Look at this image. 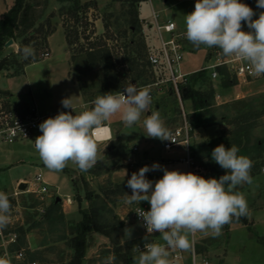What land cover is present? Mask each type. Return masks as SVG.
Instances as JSON below:
<instances>
[{
  "label": "rangeland",
  "instance_id": "374dc122",
  "mask_svg": "<svg viewBox=\"0 0 264 264\" xmlns=\"http://www.w3.org/2000/svg\"><path fill=\"white\" fill-rule=\"evenodd\" d=\"M35 1L40 4L36 9L37 14L44 11L43 17L37 21V24L46 23L47 18L54 14L51 22L52 26L57 28L52 36H49L50 39L49 37L47 38L46 46L42 44V40L40 39L36 40L35 44L33 42L30 43L29 46L34 49L35 56H38L39 61L34 62L31 58L25 60L20 55L19 63L22 65L21 69L0 70V87H10L14 93L15 101H18L17 103L22 104L23 102L26 105L35 104L40 113L61 111L64 109L61 101L67 97H71L73 105L79 107L83 103V98L80 99V92L78 91V95L74 96L68 93L65 87L66 83L69 82L67 74L69 70V51L64 32L66 26L71 31H74L73 25L75 23L72 19L70 21L69 18H64L60 12L63 7L69 8L71 3L61 2L60 0ZM80 1L85 2L88 0ZM94 1L97 2L96 5L88 9L85 13L86 15L84 13L81 14V16L88 17L90 24L85 26L86 19L82 21V26L78 27L79 40L74 48L78 50L84 47L86 50L90 46V43L101 42L99 38L111 33L117 40L110 39L108 43L112 47L117 46L122 51L121 44L124 38H119L115 33L116 18L117 16H122L120 22L121 24H125V21L130 18L132 1ZM241 2L245 3V0H241ZM13 3L14 0H0V17ZM194 6L195 0H142L139 2V14L143 18L140 34L150 44L151 48L149 47V52L157 51L160 48V41L153 26V9L158 12L161 20L173 19L180 25V30L185 31V15L194 11ZM254 12L256 15L253 19H257L259 12ZM106 22L110 24L108 30L105 26ZM242 30L250 31L244 22H242ZM128 35L131 36V33L129 32ZM213 48L201 46L197 49L186 39L184 41L183 72L191 74L213 64L215 61L214 56L211 55ZM15 50H19V44L14 40L11 46L6 47L0 53V58L9 55L12 51L16 52ZM45 52H50V55L43 57ZM79 67L85 70L89 82L98 81L101 71H90L87 68L85 52L81 53ZM72 73L74 74L73 68ZM149 74V83L145 85L160 82L162 79L168 77L167 72L163 68L160 69L153 66H151ZM229 81L231 85H225V87L222 86V80H212V83L211 81H205L204 83L206 84L204 86L207 89L209 88L207 85H209L216 92H223L222 97H215L214 105L210 107V110L213 111V116L217 119H222V114H224L227 115V122L234 121L237 124L236 126H239L236 117L248 113V116L255 124V127L250 131L247 151L241 152L240 150L238 153V155L247 156L253 161L250 173L253 182L251 184L245 183L236 189L245 195L249 213L246 217L240 218L239 221L233 220L232 223L225 225L222 229V235L214 237L209 233L208 236L206 235V237L201 238V235H204V233L197 232L195 233V240L199 244L200 252L209 251L208 257L211 264H264V77L253 79L246 83H237L231 78ZM136 85L142 86L139 83ZM97 88H99V85L90 92H96ZM171 88L169 82H160L159 85L147 88L154 94L150 107L155 110L156 104L161 106L160 115L169 131L179 126L182 121L179 103L175 92L173 93ZM237 93H240L241 96L238 97ZM84 98L86 101L89 99V97ZM183 101L187 117L188 115L191 116L193 112L192 102L188 99H183ZM89 103L91 104V102ZM75 113L79 114L78 109L75 110ZM110 120L117 123L119 128L122 127L123 123L119 114L113 116ZM125 128L129 127L125 126ZM233 128L235 127L231 128L228 125L224 128L227 133L229 132L228 134L226 133L229 138L233 137L232 133H230L233 131ZM120 131H115V134L109 141H95L102 159L93 168L88 171H81L75 164L69 162L66 166L72 168L69 169V174L64 170H49L36 152L34 140H24L14 143L0 142V192H5V189H8L6 194L11 203L10 220L12 222H19L20 225L22 223L21 226L24 224L25 226L28 224L35 225L28 232V240L30 247L36 252L35 259L38 264H62V262L68 261L72 256L66 242L60 239L65 234L64 230L70 231L68 221L72 219L65 218V220L63 219L64 222H62V213L68 214L69 218L73 217L75 220L82 217L79 203L75 200V197L78 194L84 197L85 187L96 191L100 189L108 191L116 186L115 182H127L133 172H138L141 167L147 165L146 163L141 164L135 158L134 152L136 150L134 149V143H125ZM213 131L214 127L212 126L207 128L206 131L204 130L203 135L205 138L209 136L213 137ZM198 132H200L199 129L194 132L196 137L193 136L192 143L204 140L199 138ZM125 144H127V147ZM163 150L165 151L164 147ZM184 151L183 149L179 150V148L171 149V153L177 156ZM141 152H138L137 156ZM162 161H164L162 162L163 167L169 169L166 165V163L168 164V160ZM208 161V158L203 160L206 163ZM196 164H198L201 170L199 175L205 178L212 177L210 171L201 162L197 161ZM186 169L187 166L181 162L173 163L172 167H170V170H179L181 172H185ZM91 171L101 173L100 175H94ZM156 172H158L156 175H153L152 172L146 173V178L153 182L162 178L163 171L156 170ZM39 173L47 180L49 188L48 193L43 196V199L42 196L37 194H22L17 198L10 197L11 192L19 187L18 182L20 180L34 183ZM116 194L111 195L109 198L112 200L113 212H107L106 214L108 220H118L119 218L124 222L118 234L115 235V240L127 249L129 246L125 244L128 241L138 240L146 236L144 227L135 220L133 215L136 207L145 205L144 203L148 202L125 203L126 195L132 194L130 188ZM69 197L72 199L71 207L66 206V210H64L63 203ZM55 201L61 202L62 205L59 209L55 208L53 210L51 218H47L45 216L46 213H42L50 208ZM90 204L89 200L83 199L82 205L84 208H89ZM126 229L128 230L125 231ZM96 234H92L89 239V248L91 249L89 252L87 251L89 257L86 264H124L122 258L114 253L116 247L112 241H110L109 247L99 244L95 248H92L94 245H91L97 241ZM190 237L191 234H189V239ZM147 239L150 241L146 243H164L159 234L153 237L148 236ZM138 247L143 250L144 244ZM134 253L135 257L139 256L140 252L138 248H134ZM170 259L171 253L169 255ZM17 264L20 263L17 262ZM133 264H136V260Z\"/></svg>",
  "mask_w": 264,
  "mask_h": 264
},
{
  "label": "clouds",
  "instance_id": "9594fccd",
  "mask_svg": "<svg viewBox=\"0 0 264 264\" xmlns=\"http://www.w3.org/2000/svg\"><path fill=\"white\" fill-rule=\"evenodd\" d=\"M257 8L264 9V0H257ZM255 15L241 0H196L194 11L185 15V36L197 49L215 47L225 57L244 61L250 74L258 77L264 75V11L253 19ZM242 22L250 31L242 30ZM20 53L25 60L35 56L31 46H24ZM151 101L150 91L133 83L123 91L96 97L93 107L79 114L75 113L71 97L64 98L62 106L71 111H61L40 123L42 134L35 138L34 148L49 170L61 171L72 162L81 171H88L102 159L92 130L117 114L131 128L149 111ZM143 127L149 138L176 143L158 111H151L143 119ZM239 151L235 145L226 148L223 144L212 150V160L226 171L219 178L169 170L158 163L145 165L131 174L127 187L132 194L126 195L125 203L147 201L150 210L135 211L147 230L144 239L158 232L164 241L144 243L143 250L137 246L140 254L134 258L136 264H171L170 249L193 250L189 234L201 232L218 237L234 218L248 215L246 197L236 189L253 182V161L238 155ZM155 170H162L163 176L153 182L146 178V173ZM10 211L8 195L0 192V229L9 224ZM0 264L5 262L0 260Z\"/></svg>",
  "mask_w": 264,
  "mask_h": 264
},
{
  "label": "trees",
  "instance_id": "16d2710c",
  "mask_svg": "<svg viewBox=\"0 0 264 264\" xmlns=\"http://www.w3.org/2000/svg\"><path fill=\"white\" fill-rule=\"evenodd\" d=\"M60 1L71 3L69 8L63 7L60 14L64 18H69L70 21L71 19L74 20L75 23L73 25L74 27L72 26L74 31H71L67 28L68 26H66L65 35L71 53L74 80L78 83L84 97H89L87 101L91 102V108L93 107L92 101L104 93L121 91L130 83H139L140 85L149 83V70L151 64L148 60V56L151 46L140 34L143 18L140 17L138 6L139 2L142 0H131L132 9L130 10V18L125 21V24H121L120 22L122 16H117L116 18L115 33L119 38H124L121 44L122 51L117 46L112 47L108 43L110 39L117 40L111 33H108L105 37L99 38L101 42L90 43V46L86 50L84 47L76 50L74 46L79 40L78 27L82 26V21L85 19V26L90 24L88 17L81 16V14H85L87 10L93 8L97 2H82L80 0ZM245 4L259 13L264 11V9L257 8V0H245ZM38 6H40V4L35 0H14L13 5L0 17V53L5 50L6 43L11 38L19 44V50L17 52L12 51L9 55L0 58V70L21 69L22 65L19 63V56L21 55L20 49L24 46H29L32 42L35 44V41L38 39L42 40V44L46 46L47 38L55 32L57 27L52 26L51 22L54 14L47 18L46 23L37 24V21L44 15V11L37 14L36 9ZM105 26L107 30L110 28L108 22H106ZM129 32L131 36L128 35ZM37 33L38 35H36ZM84 52L87 68L90 71H101L97 82H89L85 70L79 67V59L81 58V53ZM31 60L35 62L39 61V58L38 56H34ZM159 68H163L166 71L164 67ZM219 72V80H222V86L231 85L229 81L231 76L228 71L224 68H219ZM205 81H211L212 83L210 72L208 70H197L191 73L188 76L187 82L182 85L183 99H188L192 102L193 112L191 116L188 115V120L193 128L192 134L198 129L202 130L215 124L222 125L224 123L231 128H235L230 132L233 137L229 138L227 135L229 132L227 133L226 130L223 129L221 134L215 138L202 140L201 142H193L191 145V156L194 158L195 163H197V161L201 162L202 165L210 171L212 177L219 178L226 174V171L212 160V150L216 146L223 144L226 148L235 145L241 152L247 151L249 147L247 143L249 142L250 131L255 127V124L248 116V113L236 117L239 126H236L237 124L234 123V121L227 122V115L222 114V119H217L213 116V111L210 110V107L214 105L216 91L209 85H207L209 88L206 89L204 86V84H206L204 83ZM97 85H99V88H97L96 92L94 91L91 93L90 91ZM170 86L172 87L171 84ZM171 91L174 93L173 87ZM179 110L182 117L180 103ZM207 158L209 159L208 163L203 162V160ZM64 171L68 173L70 170L65 168ZM92 173L94 175H100L101 172ZM115 184L116 186L108 191L101 189L96 191L85 187L84 197L80 196V194L75 197V200L79 203L82 219L79 221L69 220L70 231L64 230L65 234L60 238L62 241L66 242L72 255L68 261L62 262V264H83L89 248V239L91 235L95 233L108 237L110 241L115 244L116 248L114 253L122 258L124 264H133V262H135L134 258H137L135 257L134 248L150 241L148 239L145 241L144 238L131 240L125 244L129 246L125 249L124 245L115 240V235L118 234L124 222L119 218L118 220H108L106 213H112L114 209L111 204L112 200L109 198L111 195H117L116 193L124 192L128 188L127 182L121 181L115 182ZM83 199L91 202L89 208L83 207ZM61 205V202L55 201L53 205L42 214L46 213L45 216L51 218L53 210L55 208L59 209ZM65 218V214L62 213V222H64L63 219L65 220ZM233 220L236 219L234 218ZM34 226V224H28L26 226L24 224L17 228L19 241L14 247L15 249H23L25 251L26 260L24 263L36 261V252L32 250L28 240V232H30Z\"/></svg>",
  "mask_w": 264,
  "mask_h": 264
},
{
  "label": "built area",
  "instance_id": "2783aa9c",
  "mask_svg": "<svg viewBox=\"0 0 264 264\" xmlns=\"http://www.w3.org/2000/svg\"><path fill=\"white\" fill-rule=\"evenodd\" d=\"M153 19V26L160 41V48H158L157 51L150 52L148 60L151 66L155 68L164 67L166 69L168 77L162 79L160 82H169L172 85L182 110L181 124L170 131L172 139L176 143L164 141V148L166 150H171L177 146H183L186 150V154L181 157L179 161L187 165L186 172H193L199 175V173H201L200 167L196 165L194 158L191 156V143L194 136V134H192L193 128L188 120L187 113L183 105L182 85L187 82L188 76L190 75L182 70L186 30L181 31L178 24L173 19H167L165 21L161 20L158 12L154 9ZM49 55L50 52H45L43 57H48ZM211 55L215 58L214 63L208 67L201 68L200 70H208L212 80H219V68L226 69L231 78L237 83H246L264 76L261 75L257 77L251 75L248 71V66L244 61L236 60L234 57H225L218 48L214 47L211 50ZM160 82L144 86L135 85L137 88H148L154 85H159ZM124 88L121 91H123ZM150 95L153 100L154 94L151 91ZM85 110L87 109L84 108L80 110L79 113ZM61 111L66 112V110ZM59 112L48 114L40 113L35 106H27L17 103L9 92L0 88V142L14 143L24 140H35L37 136L42 134L39 129V124L49 117H55ZM72 114L75 115L74 113ZM106 127V125H101L99 128H94L92 130V138L94 141L99 140L98 136L102 138L99 141L108 139L104 138V128ZM134 149L136 150L137 148L135 147ZM21 182L26 183V188L23 190L18 187L16 190L11 192L10 197L17 198L22 194H37L42 196L43 199V196L49 191L48 182L41 173L36 176L34 183H29L25 180ZM21 182H18V186H20ZM7 192L8 189L5 190V193ZM139 208H142L144 211H148L150 210V205H141L136 207L134 210L133 216L135 220L143 226L144 221L135 213V211ZM21 225L19 222L14 223L10 220L9 224L5 228L0 229V260H3L5 264H17V262L20 264H38L37 261L24 263L26 260L25 251L23 249H15L14 247L19 241L17 228ZM144 229L146 233L145 235H148L145 227ZM158 234V232L153 233L149 237H153ZM190 238L193 243V250L189 251L188 256L185 254V251H181L179 249L169 250L171 253V264H211L208 256L202 255L198 251L195 234H191Z\"/></svg>",
  "mask_w": 264,
  "mask_h": 264
},
{
  "label": "crops",
  "instance_id": "0c3cea01",
  "mask_svg": "<svg viewBox=\"0 0 264 264\" xmlns=\"http://www.w3.org/2000/svg\"><path fill=\"white\" fill-rule=\"evenodd\" d=\"M88 1H92V0H88ZM88 1H85V2H88ZM179 26L180 25L178 24V27ZM64 35H65V32H64ZM51 36L52 35H50V37ZM50 37H49V39H50ZM49 39H48V43H49ZM65 39H66V35H65ZM66 42H67V40H66ZM67 46H68V44H67ZM68 51H69V48H68ZM68 62H69V70H68L67 74H68V81L69 82L66 83V86L65 87L67 88L68 93H70V94H72L74 96L78 95V91H79L80 92V95H81V98L80 99L83 98V103L81 104V106L80 105H79V107H77V105L74 106L75 107V110L78 109L79 112H80V110H82L84 108H86L87 110H89V109H91V104L85 100L84 95L82 94V91H81L78 83L74 80V74L72 73V65H71V54H70V51H69V56H68ZM262 77H264V76H262ZM0 88L3 89V90H5V91H7V92H9L13 96V98L15 99L14 93L12 92V90L10 89V87H8V86L5 87L4 86V87H0ZM222 94H223V92H216V96L215 97H222ZM237 94H238V97L241 96L240 93H237ZM76 99H77V97H76ZM77 101H78V99H77ZM22 104L26 105L23 102H22ZM27 106H35L36 107L35 104H27ZM156 106L157 107L155 108V110H154V108H151L150 107V109H149L148 112L143 113L142 116H141L140 122L134 124L133 127H131V128H125V126H123L124 124H122V127L119 128L117 126V123H114L111 120L105 122L104 124H106V126L109 128L110 137L107 140H104V141H109L113 137V135L115 134V131L121 130L120 132L122 133L121 134V137H123V141L125 143H127V144L128 143H130V144L134 143V146L137 148L136 149V152H134V156H135L136 159H138L140 161L141 164H145L146 163L148 165L151 162V164L149 165V166H151V165L154 164L153 162H155V163H158L161 166H163V163L162 162H164V161H162V160H168V164L166 163V165L169 167V170H170V167H172V164L173 163H176V162L180 163L181 162V161H179V159L181 157L185 156L186 150H185V148L183 146H177V147H175V148H179V150H181V149H183V151L185 150L184 152H181V154H179V156H177L176 154L171 153V150H166L165 148H164L165 151L163 150L164 141H161L160 139L149 138V137L145 136L146 135V132H145V129L143 127V119L147 115H149L151 113V111H158L159 113H161V106L159 104H156ZM88 107H89V109H88ZM62 110H66V112L67 111H71V109H66V108H64ZM53 112H50V113H53ZM43 114H48V113H43ZM212 126L214 127V131L212 132L214 136L213 137L212 136L211 137L209 136V137H206L205 138V136L203 135V131L204 130L206 131L207 128H210ZM224 127H225V124L224 123L222 125L221 124H215V125L208 126L205 129L200 130V132H198L199 133L198 136H199V138H202L204 140L215 138V137H217V136H219L221 134V132L224 129ZM91 135H92V133H91ZM194 137H196L195 133H194ZM95 141H98L99 142V140H95ZM140 142H142V143H140ZM127 144H125L126 147H127ZM140 151H142V152L140 153L139 156H137V153L140 152ZM159 159H161V160H159ZM181 163H183V162H181ZM183 164H185V163H183ZM65 168L72 169V168H69V167H65ZM186 171H187V169L185 170V172ZM150 172H152L153 175H156L158 173V172H156V170L155 171H150ZM21 181H24V180H20L19 182H21ZM5 190H7V189H5ZM71 202H72V199L69 197L68 200L63 203L64 210H66V206L71 207ZM144 204L150 205L149 203H144ZM65 216H66L67 219H72L74 221H79V220L82 219V217L80 219H77V220H75L73 217L72 218H69L68 217V214H66ZM96 235L97 236H95V237H97L96 238L97 241H96V243H93L91 245V246L94 245L92 248H95L99 244H102L105 247H109L110 246V243L111 242H110V239L108 237H106L104 235H101L99 233H97ZM208 235L209 234H207V236ZM202 237L204 238V237H206V235L205 234L204 235H201V238ZM190 241H191V238H190ZM197 248H198V251L200 252V250H199L200 247H199V244L198 243H197ZM90 249L91 248H88V252H89ZM188 253H189V251H185V254L187 256H188ZM200 253L202 255L209 256V251L200 252ZM88 257L89 256L87 255L86 256V259H85V261H84L83 264H86V261H87Z\"/></svg>",
  "mask_w": 264,
  "mask_h": 264
},
{
  "label": "water",
  "instance_id": "95a60500",
  "mask_svg": "<svg viewBox=\"0 0 264 264\" xmlns=\"http://www.w3.org/2000/svg\"><path fill=\"white\" fill-rule=\"evenodd\" d=\"M13 43H14V39L11 38V39L6 43V47L11 46ZM19 187H20L21 189L24 190V189L26 188V183L21 182ZM59 199H60V198H59Z\"/></svg>",
  "mask_w": 264,
  "mask_h": 264
},
{
  "label": "bare ground",
  "instance_id": "6f19581e",
  "mask_svg": "<svg viewBox=\"0 0 264 264\" xmlns=\"http://www.w3.org/2000/svg\"><path fill=\"white\" fill-rule=\"evenodd\" d=\"M104 132H105V136H107V137L104 136V138H109V128L108 127L104 128ZM98 138L99 140L102 139L100 136H98Z\"/></svg>",
  "mask_w": 264,
  "mask_h": 264
}]
</instances>
